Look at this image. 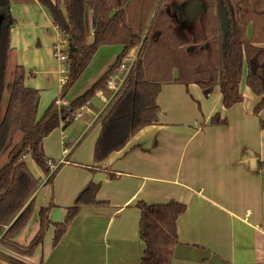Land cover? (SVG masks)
<instances>
[{"label": "crops", "instance_id": "1", "mask_svg": "<svg viewBox=\"0 0 264 264\" xmlns=\"http://www.w3.org/2000/svg\"><path fill=\"white\" fill-rule=\"evenodd\" d=\"M21 3L40 8L38 21L13 19L0 38L24 68L25 85L39 90L40 116L59 97L61 67L69 68L73 58L68 56L62 66L53 57L59 33L53 20L49 14L45 19L37 0ZM122 49L121 44L100 46L57 104L67 105L84 94ZM245 72L242 102L229 108H224L217 85L207 91L195 83L161 85L156 123L141 128L102 161H96L93 152L102 128L98 116L110 98L97 92L87 99L70 125L60 124L42 139L45 156L63 161L52 184L45 182L47 176L33 159L31 165L26 161L40 183L33 213L13 241L27 245L39 229V209L51 201L53 207L39 247L31 255L15 252V258L28 264H141L145 245L139 239L136 204L174 200L186 210L176 221L172 264H264V109L254 114L260 97L245 83ZM216 114L224 124L212 122ZM89 187L98 203L81 206L53 245L52 223L62 221Z\"/></svg>", "mask_w": 264, "mask_h": 264}, {"label": "trees", "instance_id": "2", "mask_svg": "<svg viewBox=\"0 0 264 264\" xmlns=\"http://www.w3.org/2000/svg\"><path fill=\"white\" fill-rule=\"evenodd\" d=\"M185 1L200 3L202 25L197 19L184 31L175 30L166 3ZM53 20L59 35L67 41L66 53L73 58L69 75L61 87L59 99L84 72L96 50L106 45H123L117 60L86 92L67 105H57V99L38 116L40 92L25 85L26 73L15 64L8 79L7 64L11 49L0 38V244L24 255H31L39 247L50 223L52 201L39 209L37 233L27 245L13 239L21 232L33 213L34 192L40 179L30 172L25 156L34 160L44 174L50 170L43 152L42 139L60 124L66 128L82 105L97 91L106 88L110 75L117 70L127 51L137 48V59L130 68L121 91L115 94L98 119L102 123L94 147L93 157L102 161L107 155L121 150L129 137L141 128L156 123L159 106L155 99L163 84L195 83L203 91L219 86L221 102L229 108L242 102L240 81L245 72V83L259 98L254 114L264 109V0H37ZM185 2V4L187 3ZM161 4H165L161 6ZM184 4V5H185ZM228 16L226 35L222 32L219 5ZM10 1L0 0L2 27L12 26ZM176 14L180 8L173 6ZM195 9H191L192 13ZM86 14V19H85ZM250 31L248 32V27ZM194 44V46L192 45ZM176 73V75H174ZM110 92V91H109ZM214 124H224L218 114ZM264 126V117L260 119ZM19 140L16 139L19 135ZM57 164L46 183L51 185L61 167ZM115 178L114 174H110ZM94 188L97 185H93ZM67 208L64 219L52 223L53 245L66 231L78 209L97 204L94 189L89 187ZM140 209L139 239L145 249L141 264H172V253L178 243L176 221L186 210L185 204L170 200L165 203L136 204ZM9 264H28L3 257ZM2 264V263H0Z\"/></svg>", "mask_w": 264, "mask_h": 264}, {"label": "rangeland", "instance_id": "3", "mask_svg": "<svg viewBox=\"0 0 264 264\" xmlns=\"http://www.w3.org/2000/svg\"><path fill=\"white\" fill-rule=\"evenodd\" d=\"M187 2V1H185ZM185 2L181 3V4H174L172 3V1H170L169 3H166V8L169 10V14H170V17H172V20H173V23H174V26H175V30L176 32L179 34V32H182L185 30L186 27L188 26H193V19H197V24L196 26H193V29H195L197 27V30H199L201 28V25H202V18L200 16V3L198 1H191V2H187L185 4ZM185 4V5H184ZM41 5V4H40ZM165 4H161V6H164ZM178 6L180 8L179 10V13H181L180 15L179 14H176L173 10H172V7L173 6ZM36 5L35 4H29V3H25V4H22L21 3V0H13L11 1V4H10V8H9V11H10V16L12 19H15L16 21H18L19 23H23V24H31L33 22H37L38 21V15L36 12H39L40 14L42 13L40 8H36L35 7ZM40 7V6H39ZM43 7V6H41ZM191 9H195V11H193L192 13L190 12ZM43 10L45 12V19L47 20L48 19V16L46 18V15H48V13L46 12V10L44 9L43 7ZM6 27V25L4 26ZM4 27H2L4 29ZM3 33H4V30H3ZM2 34V32H1ZM57 40V39H56ZM67 42V41H66ZM54 44V43H53ZM194 46V44H192ZM67 47V46H66ZM138 47V46H137ZM137 48H133L132 50H129V51H133L134 53H137L136 52ZM128 52V51H127ZM64 53L67 55V58H68V54L66 53V48L64 50ZM54 57V56H53ZM67 60V59H66ZM66 62V61H65ZM64 62V63H65ZM72 62V61H71ZM128 62V59L125 61V63ZM15 61L13 60V58L11 57L10 58V61H8V68H7V75H8V79H11L12 78V69L13 67L15 66L14 65ZM17 64V63H15ZM19 64V63H18ZM66 67L64 68L61 67V70H65ZM69 68H67V72H68ZM116 73L118 75H122L124 74V71H120L117 69ZM69 75V72L66 73L63 71L62 73V85L64 84V82L66 81L67 77ZM174 75H176V73H174ZM27 76V74H26ZM61 85V87H62ZM97 92H103V95L105 96V98H110L108 100V102L106 103V106L107 104L110 102V100L112 99L113 97V94L112 92H109V91H97ZM96 92V93H97ZM95 93V94H96ZM97 95V94H96ZM59 96V95H58ZM58 97H56L55 99H57ZM57 103V102H56ZM58 105V104H57ZM61 105H64V104H61ZM60 106V105H58ZM104 106V108L106 107ZM104 108L102 110H104ZM42 109V108H41ZM40 109V110H41ZM44 113V110L43 111H40L39 114H43ZM21 136V134L19 133L18 137L16 139L19 140V137ZM24 159L27 161H29V164L31 165V159L30 157L27 155L24 157ZM30 159V160H29ZM6 157H2L0 159V167L2 166V164H4L6 162ZM50 162V163H49ZM48 164H49V172L47 174H45L47 176L46 180L48 179L50 173L54 170V168L57 166V164L59 163H62V162H54L52 163L51 161H49ZM40 179V178H39ZM46 182V181H45ZM40 183V181H39ZM39 185V184H38ZM38 187V186H37ZM36 191V190H35ZM34 195V194H33ZM29 243V242H28ZM1 246V245H0ZM15 252L8 249V247L6 248V246H2L0 247V255L3 256V257H9V258H13V259H16L15 258ZM17 254V253H16ZM19 254V253H18ZM22 255V254H21ZM18 260V259H16ZM20 261V260H19Z\"/></svg>", "mask_w": 264, "mask_h": 264}, {"label": "built area", "instance_id": "4", "mask_svg": "<svg viewBox=\"0 0 264 264\" xmlns=\"http://www.w3.org/2000/svg\"><path fill=\"white\" fill-rule=\"evenodd\" d=\"M57 40L54 42L53 46H52V55L54 56V58L56 60H58L62 66L64 65V62L66 61L67 59V55L64 53V50L67 46V42L65 40L64 37H62L61 35H59L58 33V36H57ZM132 50V49H131ZM138 51V47H137V50L136 52ZM137 53H134L133 51H128L126 52V54L122 57L121 59V62H120V65L119 67L117 68L118 70H122L124 71V74H122L121 76L118 75L115 72H113L109 79L107 80V83H106V88L112 92L113 96L115 94H117L119 91H121L122 89V85L125 81V78L127 76V74L129 73L130 71V68L132 67V65L134 64V62L136 61L137 59ZM128 59V62L125 63V61ZM64 72L68 73L67 72V69L64 70ZM103 96V95H101ZM87 104V103H86ZM80 114V113H79ZM50 163V162H49Z\"/></svg>", "mask_w": 264, "mask_h": 264}, {"label": "water", "instance_id": "5", "mask_svg": "<svg viewBox=\"0 0 264 264\" xmlns=\"http://www.w3.org/2000/svg\"><path fill=\"white\" fill-rule=\"evenodd\" d=\"M219 16H221V27H222V32L224 33V37L226 35L227 27H228V16L226 15V10L223 7V4L219 5ZM85 19H86V14H85ZM87 20V19H86ZM2 23H3V15H0V37H1V32L3 31L2 28ZM2 264H9V263H4L0 261Z\"/></svg>", "mask_w": 264, "mask_h": 264}]
</instances>
